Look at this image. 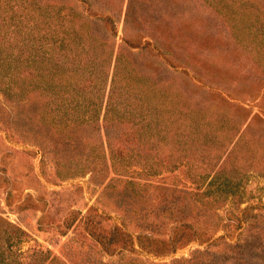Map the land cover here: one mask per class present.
Returning a JSON list of instances; mask_svg holds the SVG:
<instances>
[{
    "label": "trees",
    "instance_id": "16d2710c",
    "mask_svg": "<svg viewBox=\"0 0 264 264\" xmlns=\"http://www.w3.org/2000/svg\"><path fill=\"white\" fill-rule=\"evenodd\" d=\"M116 2L0 0V128L39 146L41 171L49 158L59 174L93 183L108 175L85 211L63 213L64 232L96 249L75 264H264V203L235 198L247 171L264 173V117L254 111L229 123L225 104L246 91L236 82L220 88L222 111L210 122L203 99L211 97L185 45L162 40L184 34L181 19L192 12L214 15L262 70L260 88L246 91L256 100L264 95V0ZM172 66L191 68L192 90L170 77ZM17 232L25 233L0 215V264H68L40 244L17 247L13 259Z\"/></svg>",
    "mask_w": 264,
    "mask_h": 264
},
{
    "label": "rangeland",
    "instance_id": "374dc122",
    "mask_svg": "<svg viewBox=\"0 0 264 264\" xmlns=\"http://www.w3.org/2000/svg\"><path fill=\"white\" fill-rule=\"evenodd\" d=\"M121 3V0H117L116 7L118 8ZM124 7L123 4V10ZM193 9L201 13L207 7L198 3L194 5ZM195 13L192 12L189 18L181 19V23L183 22L185 25L184 34L178 33L175 39L166 34L167 36H163L162 40H175L185 45L186 59L192 62L194 65L192 67L196 68L202 76L201 79L205 81L206 86H199V88L206 96L210 94L211 97L203 99L206 116L210 122H216L222 111L221 106L215 105L220 102L218 100V93L222 95L220 88L240 82L244 90L256 91L263 82H256L254 74H258L262 70L253 67L249 59L246 58L245 50L241 44L237 43L230 33H227L220 20L216 19L214 15L206 18V16L193 15ZM117 17L118 11H115L113 19L115 20ZM117 26V41L120 42L123 33L122 20ZM109 38L112 39V36ZM120 44L123 45V42L121 41ZM153 57L157 59L159 56L154 53ZM169 70L170 77L176 75V81L179 82L176 83L177 85L181 84V78H183L189 82V89L192 90L190 88L193 86L192 82L196 84L197 81L192 78L191 68H187V75L182 73L178 66H172ZM244 73L246 75L249 73L251 79L250 77L243 79ZM249 80L252 81L251 87L253 88H248ZM186 81L183 82L187 84ZM246 91L236 98L229 99V106L225 104L229 123L233 121L238 126L244 116L251 115L254 111L264 117V95L252 100ZM193 99L194 96L191 95L189 102L192 103ZM240 106L245 108L242 109ZM253 121H255V117H252L249 123ZM218 132L220 131L218 130ZM95 137L98 135L95 134ZM93 141L97 143L94 137ZM41 156L39 146L31 144L28 140L9 135L0 128V215L21 226L25 231L24 234L17 232L22 240L12 245V255L14 256L12 258H18L14 251L17 247L26 250L33 244H40L42 248H48L51 255H56L60 261H65L68 264H75L80 261V258L92 259L96 255V249L88 247L91 241L77 235L70 228L64 232L61 221L63 213L68 207L77 206L85 211L86 201L91 203L94 200L108 175H104L99 181L93 183L88 174L85 176H79L78 173L74 175L59 174L57 166L49 158L44 161L43 171H41ZM200 170L202 168H197L198 172ZM172 178L169 174L165 176L164 180L169 182ZM243 181H245L243 182L245 189L240 196L235 197L243 200L240 206L249 202H260V200L264 203V173L251 169L245 173ZM232 204L230 200L227 201L228 206ZM109 212L111 215H115V212L111 210ZM1 227L13 231L12 228L2 223ZM3 240V243L7 241ZM194 245L196 244L191 243L179 248L173 253V256L187 255ZM100 255L104 259L112 258L106 253L97 251V256ZM170 256L166 255L165 258L169 259Z\"/></svg>",
    "mask_w": 264,
    "mask_h": 264
}]
</instances>
